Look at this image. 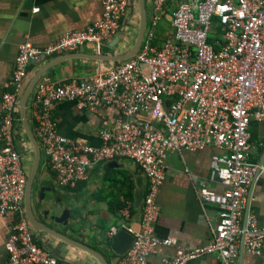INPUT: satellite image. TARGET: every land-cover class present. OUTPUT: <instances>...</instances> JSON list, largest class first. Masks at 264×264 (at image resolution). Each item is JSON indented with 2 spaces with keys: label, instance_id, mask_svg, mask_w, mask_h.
<instances>
[{
  "label": "built area",
  "instance_id": "built-area-1",
  "mask_svg": "<svg viewBox=\"0 0 264 264\" xmlns=\"http://www.w3.org/2000/svg\"><path fill=\"white\" fill-rule=\"evenodd\" d=\"M128 3L102 0L101 18L84 30L45 47L29 41L18 47L0 111V214L16 220L6 246L9 264H72L39 243L29 218V176L15 128L18 121L22 124L17 115L30 65L82 47L101 56L119 31ZM164 19L170 31L162 37ZM66 101L103 120L100 146L71 140L59 129L54 110ZM27 107L28 123L61 187L77 188L96 167L120 160L136 164L145 176L139 228L132 231L123 221L107 231L110 241L118 230L133 238L126 252L116 255V264H190L203 256H213V264H240L242 250L262 254L264 225L259 228L253 217L244 222V210L264 171L263 164L249 160V127L264 122V0H153L149 26L134 57L100 66L89 76L41 79ZM209 146L220 151L212 158L210 178L224 189L202 188L198 195L218 206L219 222L209 243L189 249L157 234L159 193L171 153ZM129 209L125 201L122 218H129Z\"/></svg>",
  "mask_w": 264,
  "mask_h": 264
},
{
  "label": "crops",
  "instance_id": "crops-1",
  "mask_svg": "<svg viewBox=\"0 0 264 264\" xmlns=\"http://www.w3.org/2000/svg\"><path fill=\"white\" fill-rule=\"evenodd\" d=\"M152 1L129 0L121 27L103 47L101 56H97L90 47H82L62 56L33 62L26 88L35 77H38L37 81H64L89 76L100 66L108 68L122 62L120 59L129 55L135 47L143 19L144 35L148 29ZM101 16L102 0H0V111L3 94L10 88L18 47L22 43L29 41L35 47H45L67 33L84 30ZM164 20L168 22V19ZM29 113L27 107V117ZM19 115L21 118V112ZM54 116L59 129L69 139L101 145L100 133L104 122L100 117L80 109L73 101L58 104ZM30 128L33 130L32 125ZM15 129L16 147L30 177L34 170L35 153L30 160L24 142L26 138L30 139L19 121ZM249 133L253 146L249 160L264 165V122H252ZM219 152L209 146L198 151L181 150L168 156L166 177L158 199L161 214L157 234L160 237L175 238L189 249L211 241L212 229L219 222V208L216 204L201 201L198 192L202 188L223 191V185L210 178L212 158ZM40 158L30 202L36 220L49 231L33 225L36 239L58 260L72 264H110L109 261L116 264V256L109 248L107 231L111 227H120L123 221L132 231L139 228L142 197L147 183L141 169L128 160L108 162L96 167L88 182L72 189L58 184L43 151ZM125 201L130 202L128 219L121 217ZM120 203L123 207L117 209ZM110 204L112 210H109ZM67 209L71 211L68 224L52 220L53 217H61ZM248 217H253L259 228L264 225V171L247 197L244 222ZM15 222L11 215L0 214V264H9L6 246ZM152 260L158 261V258ZM214 261L213 256H203L190 264H213ZM239 263L264 264V246L260 256L242 250Z\"/></svg>",
  "mask_w": 264,
  "mask_h": 264
},
{
  "label": "water",
  "instance_id": "water-1",
  "mask_svg": "<svg viewBox=\"0 0 264 264\" xmlns=\"http://www.w3.org/2000/svg\"><path fill=\"white\" fill-rule=\"evenodd\" d=\"M144 21L145 19H143V24H142V28H141V31H140V34H139V37L137 39V42L135 44V47L133 49V51L127 55L126 57L124 58H121L120 61H126V60H129L130 58L134 57L136 55V53L138 52V50L140 49V46H141V43H142V40H143V35H144ZM37 78L38 77H35L29 84V86L26 88V91L22 97V100H21V120H22V124H23V127L33 145V148H34V153H35V160H34V164H33V172L31 173L30 177H29V187H28V199H27V207H28V212H29V215H30V220L32 222V224L36 227V228H39L41 230H48V228H46L45 226L41 225L38 223V221L36 220L35 218V215H34V212H33V209L31 207V202H30V197H31V189H32V186H33V182H34V179H35V176H36V172H37V169L39 167V164H40V161H41V149H40V146L37 142V139L35 138L31 128H30V125L28 123V119H27V115H26V108H27V101H28V98L30 96V93L37 81ZM71 217V211L70 210H65L63 215L61 217H53L52 220L55 221L56 223H65V224H68L69 223V219ZM132 236L124 231V230H118L117 233L115 234V236L111 239V242H110V250L111 252L114 254V255H122L126 252V250L129 248L131 242H132ZM105 263V262H104ZM107 264V263H105Z\"/></svg>",
  "mask_w": 264,
  "mask_h": 264
},
{
  "label": "rangeland",
  "instance_id": "rangeland-1",
  "mask_svg": "<svg viewBox=\"0 0 264 264\" xmlns=\"http://www.w3.org/2000/svg\"><path fill=\"white\" fill-rule=\"evenodd\" d=\"M159 33L161 36H164V34L168 33L170 31V27H169V23L167 22V20H163V22L161 23L160 27H159ZM25 144H27V150H28V156L30 158V160H33L34 158V151H33V147L31 146V142L26 138L25 139ZM110 264H114L113 262H110Z\"/></svg>",
  "mask_w": 264,
  "mask_h": 264
},
{
  "label": "trees",
  "instance_id": "trees-1",
  "mask_svg": "<svg viewBox=\"0 0 264 264\" xmlns=\"http://www.w3.org/2000/svg\"><path fill=\"white\" fill-rule=\"evenodd\" d=\"M17 118L18 119H20V115H19V113H18V115H17ZM19 123L21 124V121H19ZM84 184V183H83ZM81 185V184H80ZM112 205L110 204V209L109 210H112ZM123 207V204L122 203H120V204H118V206L116 207L117 209H121ZM110 240H108V244H110ZM114 256H116V255H114Z\"/></svg>",
  "mask_w": 264,
  "mask_h": 264
}]
</instances>
